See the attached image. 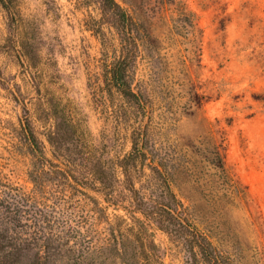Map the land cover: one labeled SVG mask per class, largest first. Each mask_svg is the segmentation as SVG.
Returning <instances> with one entry per match:
<instances>
[{
	"label": "rangeland",
	"instance_id": "rangeland-1",
	"mask_svg": "<svg viewBox=\"0 0 264 264\" xmlns=\"http://www.w3.org/2000/svg\"><path fill=\"white\" fill-rule=\"evenodd\" d=\"M117 1L129 27L99 0H0V177L33 194L31 171L44 167L38 198L0 209L101 242L126 211L78 172L56 173L49 141L73 148V119L108 157H123L141 127L172 167V189L208 234L216 264H264V0ZM125 54L139 103L112 85ZM148 234L161 264H209L155 224Z\"/></svg>",
	"mask_w": 264,
	"mask_h": 264
},
{
	"label": "trees",
	"instance_id": "trees-1",
	"mask_svg": "<svg viewBox=\"0 0 264 264\" xmlns=\"http://www.w3.org/2000/svg\"><path fill=\"white\" fill-rule=\"evenodd\" d=\"M99 1L103 9L124 25L129 27L134 22L117 0ZM121 36L124 45L129 37L127 33ZM128 63L125 54L114 64L112 85L126 99L139 103L140 93L132 86L127 73ZM70 127L77 136L72 143L73 148L58 139L49 141L58 160L56 173L66 179L74 172L83 175L88 179L91 190L102 195L116 209L123 208L131 222L127 221L128 218L116 216L114 223L108 227L110 236L92 245L86 240L73 239L67 226L24 220L6 215L0 209V264H49L51 259L67 260L71 264H154L158 259H155L156 244L148 240L150 223L174 235L189 253L190 259H197L200 254L202 260L216 264L215 246L208 234L194 223L189 206L173 191L174 171L156 143H149L145 129L140 127L136 136L132 137L130 153L110 158L90 143L82 121L70 119ZM30 134V145L39 152L40 159H44L43 145L34 131ZM214 164L218 170H224L220 156ZM43 174V165L36 163L31 177L37 192L28 195L15 192L0 177V206L11 200L38 198V187H44L41 181Z\"/></svg>",
	"mask_w": 264,
	"mask_h": 264
}]
</instances>
